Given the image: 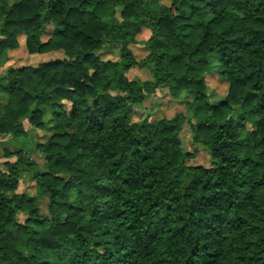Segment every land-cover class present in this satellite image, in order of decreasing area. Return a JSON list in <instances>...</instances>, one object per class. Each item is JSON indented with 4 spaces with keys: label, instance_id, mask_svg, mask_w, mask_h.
Instances as JSON below:
<instances>
[{
    "label": "trees",
    "instance_id": "16d2710c",
    "mask_svg": "<svg viewBox=\"0 0 264 264\" xmlns=\"http://www.w3.org/2000/svg\"><path fill=\"white\" fill-rule=\"evenodd\" d=\"M162 1L0 0V66L64 56L0 76V137L28 141L45 113L51 125L31 144L43 170L3 149L0 264H264V0ZM113 46L118 60L96 56ZM210 73L226 85L216 105ZM160 88L185 114L134 121ZM184 124L209 167L186 165ZM24 175L35 196L16 194Z\"/></svg>",
    "mask_w": 264,
    "mask_h": 264
},
{
    "label": "rangeland",
    "instance_id": "374dc122",
    "mask_svg": "<svg viewBox=\"0 0 264 264\" xmlns=\"http://www.w3.org/2000/svg\"><path fill=\"white\" fill-rule=\"evenodd\" d=\"M163 4L168 5V0H163ZM182 10L184 14H188L187 7L185 5L182 6ZM119 11L116 10V17H118ZM46 33H49L51 31V27L47 26L45 28ZM138 40L143 39L141 36L137 37ZM23 48V42L22 44H19L20 48ZM131 52L133 53L136 60L142 59L146 51L142 47V45H137L135 47H131ZM16 50V51H17ZM96 56L101 61H116L118 60V47L113 46V48L109 51H100L96 53ZM8 61L7 63L3 64L4 66L0 68V75L7 69V68H19L23 66H36L39 63L49 62L53 60H63L64 56L61 52H54L44 55H26L23 56L21 52L17 53H11L8 55ZM210 65L212 68L216 69V59L213 57L210 59ZM126 77L129 80L132 79H138L141 82H150L151 81V75L146 69H138L133 68L131 69L127 74ZM206 100L210 105H216L218 104L226 92V85L224 82L219 80L217 77L215 78L213 73H210L206 76ZM194 100V96L191 94L184 95V101L188 103H192ZM4 102V98H1L0 104ZM182 113L185 114V110L183 105H181L179 102H173L169 96H168V90L167 88H160L155 92V94L148 96L142 106L135 110L133 112V119L134 121L140 120L142 118L149 117L150 120H159L161 118L170 119L175 114ZM203 114L201 112H197L195 116L192 118V121L194 122L196 119L202 118ZM49 116L47 113L44 114L42 117V120L45 122V128L42 132H33L29 135L28 141L24 140L23 138H19L16 140H12L10 137H0V171H3L4 168L2 167V163H4L5 159L3 158V149L6 147L8 150L13 151V148H20L24 154L25 157H30L35 163L38 164V167L40 170L44 169V163L41 156L37 153H32V143L35 141L41 142L43 141V137H49L51 134V125L49 124ZM24 127L27 129L28 125L24 123ZM180 136V142L182 146V150L186 153H190L195 155L194 159L191 161H188L186 163L187 166H202V167H209V160L206 152L199 146L195 145L192 141V137L190 134V130L187 124H184L182 126L181 132L179 134ZM6 142V145L4 143ZM32 154V155H31ZM9 162L14 161V159L8 160ZM21 192H27L28 194L35 196L34 191V185L29 180V177L27 175H24L19 182L16 194H19ZM1 195L10 197V194L7 193L5 190H2L0 192ZM39 204V212L41 215L46 214V205L45 202L42 199H38ZM20 221L24 219L23 215L18 216ZM17 251L22 255H30L31 252L24 250L22 248H18Z\"/></svg>",
    "mask_w": 264,
    "mask_h": 264
},
{
    "label": "crops",
    "instance_id": "0c3cea01",
    "mask_svg": "<svg viewBox=\"0 0 264 264\" xmlns=\"http://www.w3.org/2000/svg\"><path fill=\"white\" fill-rule=\"evenodd\" d=\"M6 63H7V62H6ZM3 66H4V65L0 66V68H2ZM5 71H6V70H5ZM5 71H4V72H5ZM4 72H3V73H4ZM3 73H2L1 75H3ZM1 75H0V76H1ZM1 98H4V102H3L2 104H0V108L5 104V97L2 96V95H0V100H1Z\"/></svg>",
    "mask_w": 264,
    "mask_h": 264
}]
</instances>
